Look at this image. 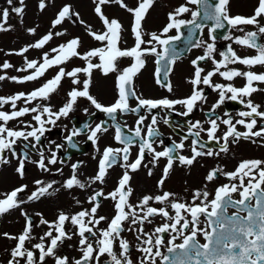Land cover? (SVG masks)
<instances>
[{
    "label": "snow or ice",
    "instance_id": "6c2138e0",
    "mask_svg": "<svg viewBox=\"0 0 264 264\" xmlns=\"http://www.w3.org/2000/svg\"><path fill=\"white\" fill-rule=\"evenodd\" d=\"M9 5H13V0H7ZM94 4V12L102 22L103 30L100 32L87 29V33L92 39L101 43L102 47L93 48L83 54L80 53L81 41L77 38H72L66 43L52 48L51 52H45L41 60H28L25 57L24 66L17 68L18 72L28 73L22 77L0 75V81L11 80L15 83L23 84L30 81H38L45 73L56 68L55 76L44 82L40 87L34 89L30 93H17L9 97L0 96V109L5 105H9L11 112L7 110L0 111V165H7L10 160L4 155L6 152L11 153L13 158L18 159V166L15 171L23 178L25 174V162L34 163L36 166L47 172L50 169L48 164H56V152H52L50 159H47L43 152L40 153V159L31 161L27 154H23V158L18 157L15 150V145L19 140H28L30 137L39 142L44 135L46 124L56 125V122L61 117H67L74 110V106L80 98L88 100L100 112L105 113L113 122L116 121V114H124L127 112L136 113L139 109L147 110L164 108L174 109L175 105L179 104L186 109L178 115L188 116L197 106L198 102L206 99L203 89L200 85L203 84L212 88L213 91L219 93V100L213 105L212 112L218 108L225 100L237 101L242 104L247 111L238 113L241 119L233 123L231 118L221 120V123L227 126V131L223 137L218 138L216 132L219 128L217 120L220 118L210 119V127L204 129L199 121L190 125L189 135L199 138L201 132L207 133L208 141H215L219 144L220 140L224 141L220 145L221 152L228 151L229 138L232 142H236L243 138L245 140L252 139L255 143L256 137L264 139V124L259 126V130L254 131L258 126V120L264 121V111H260V105L253 104L251 99L245 100V97H251L253 93L264 91V88H258L256 84H264V72L256 73L251 70L240 71L239 69L229 68V65L239 64L251 69L257 65L264 66V44L258 43L261 36H264V0H257L253 14L250 16H232L230 15L229 4L230 0H186V4L180 5L173 12L168 14V23L162 31L157 34L145 33L143 29V21L146 19L150 9L154 6L155 0H137L136 6L130 7L126 0H92ZM21 6L11 7V12L17 16H23L24 0H19ZM115 4L121 9H124L132 16L131 34L134 38V46L131 48H121L119 45L122 41L123 27L117 19H110L103 11V7ZM187 5H195V10L190 9ZM47 7L46 0H40L39 9L43 11ZM185 13H190L191 20L181 19ZM10 11L5 8L0 10V32L10 30L8 25ZM76 17L83 24L79 13L73 12L70 5L63 6L52 21V28L62 25L65 21ZM202 21V22H199ZM208 21L212 22L209 28V37L213 43H207L197 40L191 44V47L204 46V55L197 57L192 61L194 72L192 78L188 81L192 85V93L189 97L182 100H151L142 99L136 95L133 86L134 77L145 67L148 56H154L156 68L157 83L161 84L162 79L167 80L172 71V66L180 57V52L172 47L174 42L182 39L181 29L191 26L188 32V38L194 34L195 30L203 31L207 27ZM75 22V21H74ZM226 25L229 30L235 29L243 33L242 36L233 37L224 35L223 39L231 40L234 44L248 49H254L255 56H240L233 49L232 45H228L226 51L220 52L221 59L216 60L214 53L216 52L214 33L217 30L225 29ZM246 26H254L256 31H245ZM87 27V26H86ZM172 30L176 31L175 36H169L168 33ZM31 34L35 33V29L28 30ZM55 36H64L65 32L56 31L49 32L35 43L24 47L15 55L23 56L29 51V48L43 49ZM147 35V39L145 36ZM54 53L55 55H52ZM13 53H6L12 55ZM131 58L132 63L129 67L119 72L116 78V88L118 90V98L110 106L100 104L89 92L92 82V74L95 69H99L105 76L111 72H118L117 61L120 58ZM73 58H78L84 61V67H76L71 71H67L62 65H66ZM98 59L99 63L93 61ZM211 60L214 68L204 74L205 70L200 66L201 61ZM42 61V62H41ZM13 65L5 61L0 64V71L12 68ZM223 69V70H222ZM81 74L85 77L81 80ZM221 76L226 81H232L237 77H243L246 81L242 88H236L231 83L229 84H213L212 78L215 75ZM65 78L71 80L73 87L68 92L67 102L58 111H53L48 105L33 104V101H44L50 99L51 95L60 88L62 81ZM82 85V87H80ZM168 91H172L170 84H164ZM230 94V95H228ZM135 98L137 107L129 106V99ZM18 101H22L25 107H18ZM87 112V109H85ZM29 114L32 115L33 124H25L20 118ZM227 115V113H225ZM145 117L141 116L137 121L132 136L123 134L119 125H116L115 139L118 143L125 146L117 149L106 148L103 156L99 161V170L91 182L103 183L107 174V169L110 168L117 159L120 153H123L124 167L132 172L137 171L145 158L147 151L152 155V163H155L161 158H166L167 164L163 169V177L158 182V186L164 184L170 170L173 168L174 162L179 161L180 165L191 166L198 157L207 155H219V152L204 149V144H198V139L192 140V155L186 157L179 155L178 150L184 148V138L180 143H173L172 147H167L163 151L157 152L153 147V142L150 138L157 135L156 129L153 127L157 123V117L152 116L151 124L148 125L147 138L141 136L142 125ZM10 121H19L25 128L30 131L14 130L9 127ZM168 123L167 120L164 121ZM243 126L246 131H237L236 126ZM90 127V126H86ZM191 129H197L192 132ZM107 131L102 124H97L95 128L90 129L88 139L96 143L98 133ZM80 132L73 131L67 138L71 141L73 136L79 135ZM135 138L140 139L139 153L136 159L129 162V147L132 145ZM36 147L35 144L32 145ZM60 145H57L59 148ZM73 174L71 178L64 183L66 189L78 187L84 189L86 185L77 178L78 165H72ZM59 171V170H58ZM151 175V170H149ZM218 174H223L229 181H238V183L224 184L215 189L214 197L209 200L210 193L208 191L197 190L192 194L191 203L179 202L174 199L175 194L163 192L161 195L151 196L145 195L140 201L133 205L129 202V197L133 194L132 188L129 186L131 179L128 171H125L119 180L117 188L105 195L102 191L95 192L89 197V203L92 205L90 209L81 210L73 215L60 212L55 221L49 222L43 218L40 213L39 225H46L47 231L40 237V242L32 244V249L38 250L39 256L26 247L32 237L34 225L30 216L26 212H21L25 217V226L23 231L13 236L8 233L2 235L12 241H15V246L11 249L8 264H47L46 257L54 258V264H100L101 257L107 255L109 257L108 264H133L130 258L129 242L123 238L122 233L126 230L137 233L136 239L140 243L137 251L143 253V259L140 264H157V257L160 258L159 264H264V161L248 160L241 161L234 172H223V169L216 168L208 173L205 179L209 182L214 181ZM39 187L33 191L25 201L21 198V194L25 192L27 185H22L11 190L8 193L0 194V215L9 213L11 210L19 209L22 204L39 200L45 194H50L49 189L53 184L44 185L42 181L35 182ZM54 183V182H53ZM233 193H238L240 199L234 200ZM111 199L114 203L115 214L108 221L107 217L98 216L97 211L100 207L98 198ZM255 204H252V201ZM199 201V203H197ZM79 203V201H77ZM153 203L164 205L163 207H153ZM171 208L173 214H170L168 208ZM229 208L235 209L232 216H227ZM210 209V210H209ZM243 213V215H241ZM162 217L164 223L156 227L154 232L148 233L144 231V224L152 223V218ZM204 217L211 231L201 229L199 227L200 218ZM190 217V219H189ZM107 221V227L101 228V222ZM66 224H71L75 229L69 233L66 230ZM164 233H169L171 239L167 240V254L161 252V246L165 241ZM188 233V234H186ZM198 234H202L205 239L204 244H200L197 240ZM73 236L79 237L80 258L70 260L67 256L57 255V249L64 244L65 241H70ZM182 237V243L176 244V239ZM93 238L95 243H93ZM47 241V243H45ZM118 243L119 253L114 250V245ZM179 250V253H177Z\"/></svg>",
    "mask_w": 264,
    "mask_h": 264
},
{
    "label": "flooded vegetation",
    "instance_id": "af4514ba",
    "mask_svg": "<svg viewBox=\"0 0 264 264\" xmlns=\"http://www.w3.org/2000/svg\"><path fill=\"white\" fill-rule=\"evenodd\" d=\"M172 1L173 2L169 0L160 1V3H163L162 5L164 11L163 15L161 17V12L158 10L155 12L156 14H153L152 17V25L155 21L154 25L160 27L158 30L148 31L147 33L155 32L159 34L164 28V26L168 23V14L170 12H173L180 5L186 4V0H172ZM135 2L137 3V0ZM211 2L214 3L215 0H211ZM239 2H241V0ZM136 3H134L132 7L136 6ZM241 3L243 7L239 8V11H235V12L231 11V7L229 4L230 15L250 16L253 14L254 8L257 4V0H248L246 2H241ZM154 6L150 9V11L154 8ZM187 6L193 10H195L196 8L195 5H187ZM92 9H94V6L92 7ZM94 15L96 16L95 12ZM163 18L164 21L161 23ZM180 18L185 20H191V15L190 13H185ZM131 22H132V16L130 14L128 21V32L123 33V35L127 36V38L125 40L122 38V41L119 45L121 48L127 49L134 46V38L131 34V27H130ZM206 23H207V27H204L202 32L200 30L194 31L191 40H189L188 38V32L191 30V26L181 29L182 39L180 41L174 42L173 45H175L176 48L179 50L183 49L184 53L180 55L179 59H177L175 64L172 66V71L169 74L167 80L164 81L162 79L161 84L157 83V77L155 75L157 68V65L155 63L156 58L154 56H148L145 58L146 63L144 68H146V65L148 63L150 64L152 60L154 67L152 69L150 76L152 83H150L149 81L148 82L143 81V84L147 89H149L153 85L156 88V90L154 89L153 92L155 95H149L148 93V95L143 96L141 93L138 92L137 88L140 85L139 73L144 69L143 68L137 74V76L134 77L133 80L134 90L138 97L142 99H151V100H160L165 98L169 100H182L191 95L192 85L188 81L192 78L194 72L192 61L195 60L197 57L204 55V46L197 48V47H191V44L197 40L203 41L205 42V44L213 43V40L210 39L209 37V28L212 26V22L208 21ZM262 23H264V21H262ZM98 25H100V29L94 30L96 32H100L103 30V25L102 22L99 20V18H98ZM143 29H144V21H143ZM245 31H256V28L254 26H246ZM168 35L175 36L176 31L172 30L168 33ZM214 35L216 37V40L214 42L216 47V52L213 55L216 60L221 59L220 52L226 51L227 46L230 44L232 45L233 49L237 52V54L240 56L256 55L254 49L242 48L234 44L231 40L223 39L224 35H231L233 37L243 35V33L236 31L235 29L229 30V27L227 25L225 29L217 30L214 33ZM145 39H147V35L145 36ZM96 42L98 43L97 45H92L85 52L93 48L102 47L100 42L98 41ZM258 43L264 44V36H261L259 38ZM127 58L128 57L120 58L117 61V65L127 66L128 65ZM95 62L99 63V60L96 59ZM200 66L204 68L205 70L204 74H206L208 71H212L214 68V65L212 64L211 60L201 61ZM76 67L77 66L74 65L70 69ZM229 68L239 69L240 71L251 70L256 73L264 72V66H260V65L248 69L243 65L233 64V65H229ZM118 75L119 73L115 74L112 80V85L114 87V92H113L114 97H112L110 102L106 104L105 103L102 104L104 106L112 105L115 102V100L118 98V90L116 88V78ZM152 78L154 79V83ZM212 83L225 84V85L231 83L236 88H242L245 85L246 81L243 77H237L232 81H226L217 74L213 76ZM164 84H170L172 87V91H168L167 87L163 86ZM255 86H257L258 88H264V84H256ZM102 87L104 88L105 86L102 85ZM200 88L203 89L206 99L201 102H198L197 106L188 116L177 114V113H182L186 110L184 106L177 104L175 105L174 109L171 110L164 108L147 110L141 108L136 113L133 112H127L124 114L117 113L116 121L113 122V120L110 117H108L105 113L100 112L95 108V110L91 113L84 112L83 118H79L78 116H73L69 120V125H71L72 130L71 131L69 130L66 134L60 136L57 142H55V139L56 136L62 134L61 129L60 130L49 129L48 127L45 126V128L48 130L45 131L44 135L41 137L39 142L35 141L33 138L30 137L26 141L22 139L19 140L16 143V144L19 143V145L18 146L15 145L14 147L18 157L23 158V154L26 153L29 158L31 157V154L38 153V150L32 147L33 144H35L36 146L38 145L39 149L44 154L46 149L45 147L46 140L47 142H52V143L55 142L53 145V152H56L57 163L48 164L47 167L50 169V171L45 172L39 169L36 166V164L29 163L26 161L25 174L23 178H21L20 175L15 171L16 167L18 166L17 158L10 160V163L7 165H0L1 181L2 180L6 181L8 179H11L13 176L10 175L4 176V175L12 174L13 171L15 172L16 175L14 178L15 180H13L16 181V184L12 185L8 189H0V194L8 193L17 187H20L22 185H27L25 192L21 194L22 196L24 194H27L30 189L35 191L37 187H39L35 183L36 181H42L44 185H47L48 183H52L53 186L51 189H49L50 194H45L40 199L43 200L46 198L47 200L50 201L51 197L54 200V198H57L61 194L68 195L71 192H73L75 196L74 197L75 204L71 206V210L73 211L72 213L75 214L81 210L91 208L92 205L89 203V197L92 196L95 192L102 191L105 195H108L109 193L113 192L117 188L119 180L123 176L124 172L128 171L131 177L129 181V186L133 190V194L129 197V202L133 205H136L140 201V199L145 195L156 196V195H161L163 192L174 193L175 194L174 199L179 202L191 203L193 192L197 190L200 191L206 190L210 193L209 200H211L215 195L216 188L224 184L238 183V181H229L227 177H225L223 174H218L217 178L214 181L209 182L205 179L208 173L216 168L223 169V172H234L241 161H248V160L264 161V139H261L259 137L253 138L256 141L255 143L252 142V139L245 140L243 138L239 139L236 142H232V138L230 137L228 142V151L225 153L220 151V145L224 143L222 139L220 140L219 144L216 143L215 141L209 142L206 131L201 132L199 138L193 135H189L191 124L199 121L204 129H208L210 127L209 120L219 117L220 119L217 120V123L219 124V128L216 132V136L218 138H221L223 137L224 133L227 131V126L221 123V120L231 118L233 120V123H235L236 120L241 119L238 113L240 111L248 110L239 102L226 99L225 102L222 103L218 108H216L215 112L213 113L212 108L213 105H215L219 100V93L217 91H213L212 88L207 87L203 84L200 85ZM244 99L245 100L251 99L253 104L260 105V109H259L260 111H264V91H258L256 93H253L251 97H245ZM129 106L131 108L137 107V101L135 98L129 99ZM225 113H227V115H225ZM141 116L145 117L144 123L141 126L142 127L141 136L145 138H147L148 125L151 124L152 116L157 117V123L153 126L157 131V135L150 138V142H153V147L157 152L163 151L167 147H172L174 142L180 143L182 138H184L183 141L184 148L183 150H178L179 155L191 157L193 139H198V144L200 143L204 144L205 146L204 149H199V150L207 151L210 149L214 153L219 152V155H213V156L204 155L198 157L191 166L180 165L179 161L176 160L174 162L173 168L170 170L167 178L165 179L164 184L162 186H158V182L161 180V178L164 175L163 169L167 164L166 158H161L155 163V166H153L152 155L146 151L145 158L143 160L141 167L137 171L132 172L130 169H127L123 166L125 163L123 160V153H120L117 156L116 162L110 168L107 169V174L105 176L104 182L92 183L91 182L92 178L96 176L99 170V161L103 156L104 150L106 148L122 149L125 146L124 144L118 143L115 139L116 125L120 126L124 135L131 137L132 133L137 127L136 121ZM165 120H167L168 123H165L164 122ZM257 120H258V126L256 129H254V131L259 130V126L261 124H264V121L260 120L259 118H257ZM97 124H102L103 127L107 128V131L108 130L111 131V136H110L111 143L101 142L100 136H102L103 132L98 133V139L95 144H93V142L88 139V135L90 134V129L95 128ZM63 125L64 127L67 126L66 123H64ZM86 126H90V127H86ZM236 128L237 131L239 132L246 131V129L241 125H237ZM22 130L30 131L31 129L28 130L22 129ZM73 131H78L80 132V134L73 136L71 141H69L67 138L72 134ZM191 131L195 132L197 131V129H191ZM140 142L141 141L139 138H135L133 140L132 145L129 147V162H132L136 159L139 153ZM57 145H60V147L57 148ZM9 155H11V153ZM5 156L7 157V155ZM51 156L52 154L48 157V159H50ZM39 159L40 156L37 160ZM45 163L47 164V160H45ZM30 165L33 166V168L35 169L33 171L32 177L29 174H26V172L29 169H31ZM72 165H78L77 178L86 185L84 189H80L78 187H74L72 189H66L63 186L65 181L71 178L73 174ZM196 165L200 166V170L203 171V173L200 174V176L197 179H192L189 181L183 177L174 178L173 176L172 178L171 176L176 169H179L178 174H181L183 167H193ZM149 170H151L152 173L151 175L148 174ZM141 174L144 175L141 176ZM57 175L59 176L57 177ZM33 191H31L30 193H32ZM0 198H3L2 195H0ZM232 198L234 200L240 199L238 193H233ZM98 200L100 203V207L98 208L97 215L107 217L108 221H110L115 214L114 211L115 202L111 199H104L103 197L98 198ZM77 201H79V203H77ZM197 203H199V201H197ZM252 204L253 205L255 204L254 200L252 201ZM151 206L163 207L164 205H157L153 203ZM168 210L170 214L174 215L170 207L168 208ZM16 211L20 215L22 211L25 212L20 207L19 209H14L11 210L9 213L0 215V218L8 217L9 215L15 213ZM234 212L235 209L229 208L227 211V216H232ZM59 214L60 213L56 214L55 217L57 218ZM65 214L70 215L69 212ZM241 215H243V213H241ZM28 216L31 217L32 221L34 220V218L30 214H28ZM164 222L165 221L162 217L159 216L154 217L152 218V223L149 224L146 222L144 224L143 226L144 231L148 233H152L154 232L156 227L160 226ZM24 226H25V217L23 216L21 231H23ZM99 227L106 228L107 221L101 222V225ZM199 227L201 229L211 231V228L208 227L207 221L203 216L200 218ZM74 231L75 229L73 230V232ZM122 236L124 239H126L129 242L130 245L129 254H130V258L133 260V264H139L138 262L135 263V260L140 262V260L143 259L144 254L137 251V248L141 246L139 241H137L136 239L137 233L134 231H128L127 223H126V230L122 233ZM163 238L165 243L164 245L161 246V252L163 254L170 255L167 253V247H168L167 240L171 239V235L169 233H164ZM197 240L200 244H204L206 242L202 234H198ZM92 242L95 243L94 238ZM45 243H47V241ZM175 243L176 244L182 243V237L176 239ZM30 249L35 253L36 257L38 258L39 256L38 250L32 248ZM114 250L117 253H119L118 243L114 245ZM177 253H179V250H177ZM80 256L81 255L79 253V256L76 259L80 258ZM159 260L160 258L157 257V264H159ZM108 261H109V257L105 255L101 257L100 264H108Z\"/></svg>",
    "mask_w": 264,
    "mask_h": 264
},
{
    "label": "rangeland",
    "instance_id": "374dc122",
    "mask_svg": "<svg viewBox=\"0 0 264 264\" xmlns=\"http://www.w3.org/2000/svg\"><path fill=\"white\" fill-rule=\"evenodd\" d=\"M136 0H126V3L132 7ZM161 0H155V6L150 11V13L146 16V19L144 20V31L147 33L148 31H155L158 30L160 26H155V21L152 25V17L153 14H156V11L161 12V17L163 15V3H160ZM173 2L172 0H169ZM230 0V7L231 11H239V8L243 7L241 2H246L248 0ZM39 2L40 0H24V12L22 18L17 16L15 13L11 12V7L13 6H21L19 4V0H13V5H9L7 3V0H0V10L2 9H9L10 15L8 19V25L10 26V30L7 32H0V64H3L5 61L9 62L13 65L12 68H9L7 70L0 71V75H7L9 77L16 76V77H22L28 73L25 72H18L16 71L17 68H21L24 66L25 57L28 60H41V57L45 52H51L52 48H56L61 44L66 43L68 40L72 38H79L81 43V47L79 48V51L81 54L85 53V51L90 48L92 45H97L98 43L92 39L87 33V29L91 28L93 31L96 29H100V25H98V18L94 15V9L92 7L94 4L91 0H46L47 7L41 11L39 9ZM65 5H70L73 12L79 13L80 19L84 21L83 24L80 23V20L76 19V17H73L70 20L65 21L62 25L57 26L56 28H52V21L55 19L58 11ZM104 13L110 18V19H117L120 21L122 27H123V33L128 32V21H129V15L127 11L124 9H121L118 5L110 4L103 7ZM75 21V22H74ZM164 21V18L162 19L161 23ZM87 26V27H86ZM29 29H35V33L31 34L28 30ZM55 33L56 31H63L65 32L64 36H55L53 35V39L49 41L47 45L43 49H33L29 48V51L24 53L23 56L15 55L14 53L20 51L26 46H29L39 39H41L44 35H47L49 32ZM122 38L125 40L127 36L122 34ZM6 53H13L12 55H6ZM52 55H55L52 53ZM128 65L127 66H119L118 65V72H111L107 76H105L99 69H95L92 74V82L89 88L90 94L100 103V104H106L110 102L113 96L114 87L112 85L113 76L119 72H122L123 69L129 67L132 63L131 58H127ZM42 62V61H41ZM94 63L95 60L93 61ZM77 67H84V61L73 58L71 61H69L66 65H62V67H65L67 71H71L70 69L72 66ZM153 60L151 63L146 65V68H144L139 73V87L137 85V90L139 93L144 95H155L154 89L156 88L152 85L149 89H147L143 81L150 82L151 81V72L153 69ZM57 69L51 68L49 69L43 77H41L38 81H30L23 84L15 83L11 80H5L0 81V96L3 97H9L12 95H15L17 93L23 92L25 94L30 93L34 89L40 87L44 82L47 80L52 79L56 74ZM81 80H83L85 77L83 74H81ZM153 83L154 79L152 78ZM102 85L105 87L103 88ZM142 85V87H141ZM73 87H77L72 85L71 80L69 78H65L60 88L57 90V92L53 93L48 100L44 101H33V104L31 106H34L35 104H41V105H48L52 108L53 111H58L61 107L64 106V104L67 102L68 99V92L72 90ZM82 87V85L80 86ZM101 87V88H99ZM18 107H25L29 105H25L22 101H18ZM85 109H87L86 113H91L95 110V107L91 105V103L88 100H85L84 98H80L77 101V104L74 106V110L69 113L67 117H61L60 120L56 122V125L53 126L51 124H46L45 126L49 129H55L62 131V134L59 136H56L55 142L58 141V138L64 134H66L69 130H72L71 125H69V120L73 116H78L79 118H83ZM7 110L11 112L13 109L9 105H5L3 109H0V111ZM32 115L35 114H29L25 117L20 118L24 121L25 124H33L35 125V121L32 120ZM64 123H66V127H64ZM9 127L13 128L14 130H22L28 128H25L23 124H21L19 121H10ZM25 131V130H24ZM110 136L111 131L108 130L107 132H103L101 138V142H110ZM54 142V143H55ZM100 142V143H101ZM52 142L45 143V157L48 159V157L53 152V145ZM16 144V146H18ZM100 146V145H99ZM38 150V153L31 154V157L29 159L31 161H35L39 158L41 150L39 149V146L37 145L35 147ZM10 153H5L7 155V158L9 160H13L14 158L9 155ZM46 159V160H47ZM91 159V158H90ZM88 160V158H87ZM217 163V162H216ZM29 165V164H28ZM31 166V165H30ZM177 167V166H176ZM8 170V169H7ZM35 169L33 166H31V169H29L26 174H29L31 177L33 176V171ZM178 170L176 169L174 173L171 175L172 178H179L183 177L186 180H192L197 179L200 174L203 173V171L200 170V166H193V167H183L182 173L178 174ZM13 176L11 179H8L6 181L0 180V189H8L12 185L16 184L15 180V172L13 171L12 174H6L4 176ZM37 175V174H36ZM144 174H141V176ZM2 176V177H4ZM59 175H57L58 177ZM32 189L29 190L27 194H24L21 196L22 199L25 201L27 200V196L30 195ZM74 193L71 192L68 195H59L57 198H54V200L50 199H40L37 201H31L22 204L21 206L22 210H24L27 214H30L34 220V225H39L40 216L37 215V213H40L44 219H46L49 222H53L56 220V214L60 212H69L70 215H73V211L71 210V206L75 204L74 202ZM68 204V205H67ZM67 211V212H66ZM22 221H23V215H20L17 211L8 217L0 218V264H8L9 259H11L10 252L11 249L15 246V241L9 240L5 238L2 234L8 233L13 236L19 235L21 233V227H22ZM68 227V228H67ZM67 231L73 232L74 228L71 224H67ZM47 230L46 225H39L38 227H34L32 231V237L33 239L26 244V247L29 249L32 248V244L39 243L40 237L44 234L43 231ZM79 237L73 236V239L70 241H65L64 244H62L57 249V255L59 256H67L69 259L74 260L79 256ZM46 242V241H45ZM81 255V253H80ZM105 258V257H104ZM47 264H54V258L52 257H46ZM139 263V261L135 260V263Z\"/></svg>",
    "mask_w": 264,
    "mask_h": 264
},
{
    "label": "water",
    "instance_id": "95a60500",
    "mask_svg": "<svg viewBox=\"0 0 264 264\" xmlns=\"http://www.w3.org/2000/svg\"><path fill=\"white\" fill-rule=\"evenodd\" d=\"M199 22H202V21H199ZM203 23V22H202ZM173 48H175L178 52H180V55H182L184 53V50L183 49H177L175 45H172Z\"/></svg>",
    "mask_w": 264,
    "mask_h": 264
}]
</instances>
